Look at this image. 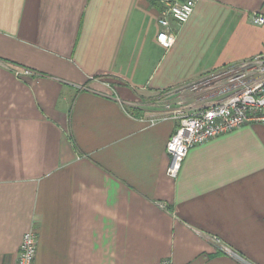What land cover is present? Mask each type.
Returning <instances> with one entry per match:
<instances>
[{
    "label": "crops",
    "instance_id": "crops-1",
    "mask_svg": "<svg viewBox=\"0 0 264 264\" xmlns=\"http://www.w3.org/2000/svg\"><path fill=\"white\" fill-rule=\"evenodd\" d=\"M165 8L0 0V264L29 230L35 264H264V123L191 148L172 178L180 122L149 121L264 55V0H196L183 25L169 16V48Z\"/></svg>",
    "mask_w": 264,
    "mask_h": 264
},
{
    "label": "built area",
    "instance_id": "built-area-1",
    "mask_svg": "<svg viewBox=\"0 0 264 264\" xmlns=\"http://www.w3.org/2000/svg\"><path fill=\"white\" fill-rule=\"evenodd\" d=\"M167 8L160 19L161 32L158 41L166 48L176 41L169 16L180 25L193 15L196 0H163ZM252 23L264 25V16L254 15ZM25 75L32 71L25 69ZM194 91L205 89L202 95L204 105H185L180 100L177 105H165L163 113L154 114L149 121L156 123L166 118L178 119L180 124L167 143L170 156L168 174L177 178L191 148L234 131L251 123H264V55L244 61L236 68L219 71L193 85ZM196 107L195 111H188ZM38 234L34 230L25 233L19 249L17 264H35L38 252ZM218 243V241L216 240Z\"/></svg>",
    "mask_w": 264,
    "mask_h": 264
},
{
    "label": "rangeland",
    "instance_id": "rangeland-1",
    "mask_svg": "<svg viewBox=\"0 0 264 264\" xmlns=\"http://www.w3.org/2000/svg\"><path fill=\"white\" fill-rule=\"evenodd\" d=\"M204 93H207L205 91V89H203L201 91L199 90V91H197L196 93H193V94L192 93L191 94L190 93H185L184 95H182L181 99H182V101L183 100H188L189 98L193 97L194 94L195 95H198V94H200V95L202 94L203 95Z\"/></svg>",
    "mask_w": 264,
    "mask_h": 264
}]
</instances>
